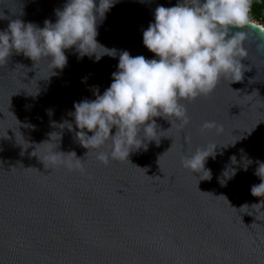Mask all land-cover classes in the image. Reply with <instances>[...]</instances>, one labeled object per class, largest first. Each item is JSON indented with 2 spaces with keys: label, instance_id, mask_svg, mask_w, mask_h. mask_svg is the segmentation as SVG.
<instances>
[{
  "label": "water",
  "instance_id": "water-1",
  "mask_svg": "<svg viewBox=\"0 0 264 264\" xmlns=\"http://www.w3.org/2000/svg\"><path fill=\"white\" fill-rule=\"evenodd\" d=\"M178 2L118 0L97 29V41L115 49V57L78 59L74 49L65 50L67 64L55 74L46 60L35 64L23 54L0 65V264H264V207L252 208L264 197L251 195L261 183L257 162H264L258 30L244 43L241 81H222L209 96L183 101L191 118L183 130L156 117L159 144L107 164L92 150L86 156L76 138L74 104L110 87L121 51L155 58L143 31L158 6ZM65 3L0 0V30L16 19L41 28L45 20L55 23ZM205 121L217 127L202 132ZM52 133L60 151L83 160V171L44 168L36 157L43 147L32 152ZM202 147L215 151L205 162L210 179L182 166ZM229 169L231 178L224 176Z\"/></svg>",
  "mask_w": 264,
  "mask_h": 264
},
{
  "label": "clouds",
  "instance_id": "clouds-1",
  "mask_svg": "<svg viewBox=\"0 0 264 264\" xmlns=\"http://www.w3.org/2000/svg\"><path fill=\"white\" fill-rule=\"evenodd\" d=\"M116 3L118 0H66L62 9L55 10V23L45 20L42 28L20 19L10 21L7 29L0 30V65L7 63L13 53L23 54L35 64L46 60L55 74V69L62 70L67 64L65 50L74 49L78 59L115 57V49H107L97 41V29ZM251 9L252 0H179L173 7L158 6L154 22L143 31V44L155 58L133 57L121 51L110 87L102 95L97 89L94 100L74 104L71 115L80 130L76 138L88 150L86 156L92 150L104 164L110 159L128 160L131 152L147 150L148 142L159 144L160 131L154 118L168 120L171 127L175 122L183 130L191 119L183 101L209 96L222 81H241L245 71L242 60L247 56L244 43L254 29L258 30L256 49L264 55V23L252 18ZM99 50L104 51L101 54ZM67 127L71 129L72 124ZM214 127L215 122L205 121L201 131ZM53 134L36 144L32 152L43 147L36 157L44 168L83 171V160L74 152L60 151V137L54 139ZM29 146L23 145L25 149ZM214 155L215 151L207 147L198 148L183 157L182 166L192 173H207L205 179H210L205 162ZM231 161L235 164L236 157ZM250 163L246 161L245 171ZM257 163L255 175L261 183L251 187V195L264 197V162ZM234 174V169L224 172L228 178ZM257 207H264V199L252 205Z\"/></svg>",
  "mask_w": 264,
  "mask_h": 264
},
{
  "label": "trees",
  "instance_id": "trees-1",
  "mask_svg": "<svg viewBox=\"0 0 264 264\" xmlns=\"http://www.w3.org/2000/svg\"><path fill=\"white\" fill-rule=\"evenodd\" d=\"M251 16L255 21L264 23V0H252Z\"/></svg>",
  "mask_w": 264,
  "mask_h": 264
},
{
  "label": "rangeland",
  "instance_id": "rangeland-1",
  "mask_svg": "<svg viewBox=\"0 0 264 264\" xmlns=\"http://www.w3.org/2000/svg\"><path fill=\"white\" fill-rule=\"evenodd\" d=\"M259 23V22H258Z\"/></svg>",
  "mask_w": 264,
  "mask_h": 264
}]
</instances>
